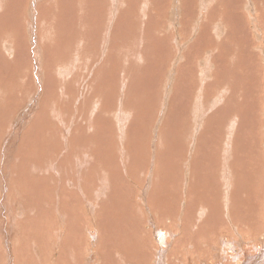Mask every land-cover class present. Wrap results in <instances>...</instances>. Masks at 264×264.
I'll list each match as a JSON object with an SVG mask.
<instances>
[{"label": "rangeland", "instance_id": "rangeland-1", "mask_svg": "<svg viewBox=\"0 0 264 264\" xmlns=\"http://www.w3.org/2000/svg\"><path fill=\"white\" fill-rule=\"evenodd\" d=\"M111 1L38 0L34 5L31 0H0V5L2 3L3 6V14L0 15V36L12 32L19 36L18 39L15 34L13 35L19 43L14 61L0 51V86L7 85L9 88L8 94L0 98V264H69L72 260L74 264H80V261L83 262L82 264H102L101 241L103 238L106 241L111 239V235L107 234L110 225H113L112 229L115 231L120 229L121 236L125 238L127 235L122 224H137L134 229L139 236L143 228L153 231L159 227L160 237L165 238L168 235L165 231L167 228H163L164 225L168 227L180 224L179 228L175 226L173 230L176 238L186 239L187 236L192 235L201 242L206 240L211 243L209 240L213 236L209 231L211 228L217 234L225 230V235L230 237L231 234L236 235L239 232L236 230L237 227L234 228L230 224H248L249 230L243 228L240 232L242 237H250V240L255 238L259 241L264 238V0H210L208 2L211 3L212 8H208L205 3L201 4V0H126L128 3L126 1L121 3L122 0H118L121 3L119 8L114 7ZM24 14L28 16V23L34 21L35 15L38 23L42 22L45 26L43 28L45 33L39 32L36 35L40 36L47 32L50 34L49 37L38 38L42 45L43 58L45 57L38 59L39 64L45 66V70H42V83L39 86L34 75L36 71L33 68L37 63L32 55L34 48L31 47L32 35L29 32L33 30V25L29 24L26 27L25 22L21 23ZM206 17H209L208 25L205 24ZM220 18L223 26H219L214 34L213 26ZM53 31L57 36L59 35L55 40H59L60 51L56 47L57 44L50 41L53 39L51 36ZM96 33H99L101 39L110 38V47L102 53L101 59L108 69L105 73L108 75L112 73V77L117 76L116 82L113 80L110 87L103 84L101 89L100 86L98 88L94 86V89L86 88L80 91L78 83L74 85V81L79 79L74 73L78 65L73 64L74 57L79 53L75 49L79 45L78 51L83 54L86 45L81 43L87 38L93 45L89 46L91 52L85 57L95 55L94 51L100 44L90 37L93 34L95 36ZM210 45H213L211 46L213 52L210 50ZM108 51H110L109 56H107ZM211 52L215 67L214 75L207 79V84L209 87L214 84L212 80H216L217 87L211 88L213 90L210 91V95L214 97L217 94L215 98L222 96L220 100L224 99L225 102L229 92H216L219 89L230 90V99L228 98L227 103L229 107L217 105V108L211 110L208 103L201 102L199 107L203 111L197 118L200 123L197 129L200 134L196 140L197 144L192 139L190 142L194 143L195 149L182 151L181 147L178 148L181 143L180 134L185 139L187 133L197 127L196 121H193L197 108L193 107V109L191 106L193 104L191 98L196 90V79L199 77L197 75L199 67L198 65L194 67V64L197 63L198 58L203 59ZM59 53L68 57V60L58 65L53 64ZM222 56L231 67L237 66V68H231L230 71H225L224 67L218 69L225 63ZM89 59L86 68L89 67L91 71L100 75L99 64L97 65L99 68L94 65L92 67V59ZM115 59L122 62L111 65V60ZM53 67L54 69L68 67L71 70L72 77L69 81H73L70 90L73 97L70 96V100L65 99L69 100L66 101L67 104L64 102H59L60 105L56 104L57 108H60L59 113L63 116V121L68 120L73 123L71 128L64 123L61 124V120L58 121L53 116V102L56 101L53 95L56 91L53 87V90L48 91L52 82L54 84L51 73H48ZM118 69L120 70L116 73ZM23 73H25L24 78H20L19 75ZM43 74H46V79ZM255 77L262 78L258 86L252 82L256 80ZM106 80L99 77L98 82H107ZM251 83L252 85H249ZM122 84H128L125 92H123L125 87H121ZM259 87L261 89H253ZM37 89H42L38 95L35 93ZM248 93L252 98H248ZM258 93L260 98L257 97ZM29 97H37L38 102L31 112H23L25 107L22 99L28 100ZM77 97L78 103L73 105L72 100ZM127 99L128 103L125 102ZM101 100L103 111L106 108L108 110L98 117L93 107ZM200 101H203V96ZM22 107V110H17ZM228 111L236 112L234 116L238 117L235 125L226 129L227 137L226 139L224 137L229 144L228 161L233 169L240 168L241 171L245 169L247 171L250 168L251 174L237 176L233 181L232 191L230 189L226 194L223 191L225 190L223 180L219 176L215 177L217 171L214 165L219 160L218 155L216 159L209 153L208 144H213L216 152L219 145L224 143L221 126L223 121L226 124L227 119L223 118L230 116ZM74 112L76 114L81 112L78 121L72 117ZM119 113L131 115L128 123L124 124L127 138H122L125 139L122 140L123 142L117 139ZM65 114L68 116L65 117ZM23 116L28 124L21 131V136L11 134L14 119ZM4 123L9 124L10 134L2 126ZM98 125V133H102L101 140L91 136L86 142V128H90L89 133H91V130ZM112 130L116 131L114 135ZM65 133H70L69 138H71L67 147L66 144L63 145ZM7 135L10 137L6 138ZM202 136L204 140L199 144ZM186 141L185 139L184 143ZM13 143L16 146L13 149L17 158L12 161L2 151L7 147L12 148ZM121 144L123 149L126 148L125 154L129 158L125 156V159H122L121 155H115V149L119 152L123 150ZM168 144L173 148L169 152L165 149ZM21 145L26 148L17 152L21 150ZM198 145L201 149L196 153ZM89 146H93V149L98 148L102 154L104 153V157L113 156L115 162V166L109 168L113 173L111 172L108 178V189H104L105 192L100 197L91 195V206L73 200L80 198L81 194L86 199V191L75 192L76 190L73 189H81L82 184L85 185L83 180L86 179L88 182V177L95 180L98 174H95L98 168L96 163L101 160L97 161L88 152L86 153V149H91ZM70 150L75 151L74 156L71 157L73 160L71 164L66 159ZM255 151L257 156L253 158L251 154ZM259 152L262 153L260 156ZM37 153H40L39 157L36 156ZM48 154H50L49 158L41 162V158ZM205 157L206 162L202 163L204 169L198 168L196 164ZM118 160L123 165L129 164L128 167L132 169L126 171V176L124 171H117ZM49 162L57 165L54 182L50 181L51 175L47 171ZM253 162H256L257 167ZM39 164L45 167L43 172L39 169ZM138 165L147 169L133 170ZM14 166L29 179L16 174L17 172L12 170ZM192 171L196 172L193 178H191ZM117 173L122 179L116 177ZM198 174L206 177L200 181ZM251 175H255V179ZM183 176H186L187 180ZM212 176L213 178H210ZM128 179H132L133 188L127 185ZM181 179L183 185L181 181L182 188L177 192L178 186H175L173 181ZM103 180L106 181V178L102 179L99 185ZM136 182L144 186L143 189H146V184H150V195L144 199L147 204L140 197H136L135 192H130L140 190L141 187ZM70 183L72 185L69 187ZM34 186L44 194L42 199L32 190ZM18 188H25L23 191H27L28 196L26 197ZM89 189L92 192V186ZM195 189L198 195L196 199L191 200L194 201V208H190L189 199ZM256 190L262 194L259 195ZM169 194L174 196L175 203H178V197L182 195L183 203L178 205L173 203V206L171 202V206L164 207L162 204L168 203ZM225 194L226 197L228 195L227 198L223 197ZM119 196L133 198V201L129 202L127 198ZM93 198L95 201L92 206ZM150 200L152 201L149 202ZM142 203L147 207L139 208V204L142 206ZM149 207L150 212L154 210L159 213L155 224L153 215L147 211ZM180 208H182L181 212ZM106 210L107 214L104 217L102 213ZM122 211L125 213L121 215ZM185 211L195 212L196 219L186 215L185 220ZM198 212L201 214L199 215ZM72 214L75 218H72ZM170 221L173 224H170ZM150 224L153 226L150 227ZM185 224H200L203 230H198V234H194L189 232V227L185 229ZM149 236V249L158 256L155 245L159 235L156 233L155 236L152 233ZM120 238L116 236L114 242L110 241V243L117 245ZM70 244L76 247V252L79 251L78 256L69 257ZM36 245L38 254L34 250ZM178 245V250H184L180 244ZM105 257L112 260L113 254L107 253ZM153 259H155L154 255L150 257V260Z\"/></svg>", "mask_w": 264, "mask_h": 264}, {"label": "bare ground", "instance_id": "bare-ground-1", "mask_svg": "<svg viewBox=\"0 0 264 264\" xmlns=\"http://www.w3.org/2000/svg\"><path fill=\"white\" fill-rule=\"evenodd\" d=\"M87 1V0H86ZM126 0H122L121 3H125ZM210 0H201V4L202 3H205L206 6L208 8H212V6H210V2H208ZM31 2H34V5L37 4L38 0H31ZM112 5L116 8H119L120 4L118 0H112L111 1ZM126 3H128L126 1ZM235 3V2H234ZM197 5V4H196ZM35 8V7H34ZM2 9H3V6H2V3L0 5V15L3 14L2 12ZM33 22L32 23H28V16L26 14L22 15V24H24V22L26 23V27L27 25H33V30L29 31L31 33V47H33V56L34 58H36V63H37V66H35V68H33L36 73L34 74L35 75V79H36V82H37V86L41 85L42 83V70H45V66L41 63L39 60H41V58H43V55H42V48H41V42L40 40L38 41V38L40 36H44V37H49L50 34H41L40 36L36 35L37 33H43L45 29V26L42 25V22H40V24L38 23L37 19L35 18V15H34V18H33ZM45 20V19H44ZM208 20H209V17H206V21L205 24L208 25ZM43 21V20H42ZM221 23H223V21L221 20V18L219 19V22L215 23L214 26H213V30H214V34L218 31V27L219 26H223L221 25ZM205 25V26H206ZM27 29V28H26ZM98 29V28H97ZM54 30V29H53ZM7 31V30H6ZM48 31V30H47ZM92 31V30H90ZM85 32V31H84ZM83 32V33H84ZM99 32V31H98ZM45 33V32H44ZM15 34V35H14ZM86 34V33H85ZM13 35L18 39H19V36L15 33V32H12V33H5L3 36H0V51H2L4 53V55L6 57H8L10 60L14 61L15 60V51L19 45L18 43V39L16 40L15 38H13ZM30 35V34H29ZM82 35V34H81ZM53 39H50V41L54 44H57V48L58 50L60 51L61 49L59 48V45H58V42L59 40H55V38H57V33H55L54 31L52 32V35ZM105 37V36H104ZM107 37V36H106ZM85 38V37H84ZM90 38H93V39H96L97 40V43L100 44L96 47L95 49V55L91 54L92 56H90L89 58L92 59V63H91V66L93 67H98L100 66V68H102L103 70H100V68L98 69L99 72H100V75L94 73L93 71H91L89 69V67L86 68V63H88L87 61L90 60L88 57H85L87 54H89L91 51L89 50V46L91 47L93 44H92V41L88 40L87 38L81 43V44H84L86 45V51L83 52V54L81 53V51H78V47L79 45L77 46V49H75L76 52H79L75 57V61L73 62V64H78L77 65V68H76V72H74L77 76H79L78 80L77 81H74V85H77L78 83V89L80 91L82 90H86V88H93L94 89V86L95 88H98L100 86V89L101 87L103 86V84L107 85V87H110L112 86L113 84V80L114 82H116V77H112V73L111 74H107L105 73L107 69L106 66V63L104 62V60H102V53L104 51H107L110 47V38H106L105 40L104 39H101L100 38V35L99 33H96V35L94 36V34L90 37ZM29 40V39H28ZM30 41V40H29ZM80 41H82V39L80 38ZM56 42V43H55ZM212 44L214 42H211ZM103 44V45H102ZM235 45V44H233ZM105 46V47H103ZM213 47V45H210V47ZM62 47V46H61ZM95 47V46H93ZM210 48V50L213 52V48ZM212 52L209 53L205 58L203 59H200L198 58L197 59V63L194 64V67L195 65H198L199 67V70H197V75L199 76L198 79H196V90L193 92L194 93V96L191 98V100L193 99V104L191 105L192 108H197L196 110V115H195V119L193 121H196L195 123H197V127L195 126L194 127V130L192 131H189L187 133V136L185 137V139L187 140L185 143H184V136L180 134V137H181V143H179V147L180 149H188V150H192V149H195V145L194 143H196V140L197 138L200 136V134L197 132V129H198V125H200V123L197 121V118L198 116L200 115V112L203 111L199 106L202 103H208V106L211 110H214L215 108H217V105H223V106H226L227 108V103L229 102V97H230V90H226V91H223L221 89L217 90L216 93H218V91L221 93V92H229L228 93V96L225 97V102L223 101L224 99L220 100L222 96H219L218 98L215 96L214 97L212 95H210V91L213 90L211 88H215L217 87V81L216 80H212L214 82L213 85H209L208 87V78L212 77L214 75V67H215V62L212 60ZM31 53H32V49H31ZM110 54V51H108L107 53V56H109ZM88 56V55H87ZM224 59H225V63L224 65L220 66L218 69H221V67H224V70L225 71H230V69H236L237 66H233L231 67L226 58L224 56H222ZM45 59V57L43 58ZM68 60V57L66 58V56H64L62 53H59L56 57H55V61L53 62V64H61V62H65ZM86 61V62H85ZM172 61V60H171ZM42 62V61H41ZM111 65H113L114 63H118L120 64L122 61H119V60H114L112 61L111 60ZM99 64V66H97ZM108 64V63H107ZM151 64V63H150ZM152 65V64H151ZM72 66V65H70ZM88 66V65H87ZM90 66V65H89ZM170 66V64H169ZM140 67V66H139ZM143 67V66H142ZM122 68V67H120ZM116 69V68H115ZM128 69V68H127ZM191 69L193 70V67H192V64H191ZM120 69H118L117 71H115L116 73L119 72ZM51 72H48V73H51L52 75V78L51 79H54V84L52 82V85L49 86V90L48 91H51L53 90L52 87L54 88V90L56 91L55 94L53 95L54 96V99L56 101H54V105H53V116H55V118L60 121L61 120V124L64 123L67 127H72L73 126V123L68 121V120H64L63 121V116L59 113L61 112L60 111V108H57V103L58 105H60L59 102H64V103H68L66 101H69L71 98L70 96L73 97V94H71L70 90L72 89V84H73V81H69L70 78L72 76L71 75V70L70 68L66 67V68H59L57 67L56 69H54V67L50 70ZM234 71V70H233ZM104 72V73H103ZM219 72V71H218ZM241 72L243 73V70H241ZM46 73V72H44ZM154 73V72H153ZM236 73V72H235ZM25 73L23 74H20L19 77L21 78H24V75ZM252 74V73H251ZM46 74H43L44 78L46 77L45 76ZM150 76V75H149ZM156 76V75H155ZM218 76V74H217ZM255 76V75H254ZM257 76V75H256ZM66 77V78H64ZM99 77H102L104 79H107L106 81L107 82H103V83H99L98 80H99ZM26 78V76H25ZM156 78V77H155ZM253 78V77H252ZM256 78V77H255ZM258 78V77H257ZM255 81H252L254 85L258 86L259 82L262 80V78L260 79V77ZM46 79V78H45ZM49 79V78H47ZM98 79V80H97ZM121 80V79H120ZM46 81V80H44ZM76 82V84H75ZM125 82V81H124ZM211 83V82H210ZM24 84V83H23ZM46 82H45V86H46ZM231 84V83H230ZM232 85V84H231ZM249 85H252L249 84ZM261 85H262V82H261ZM260 85V86H261ZM44 86V85H43ZM114 86V85H113ZM128 86V84H122L121 87H125V90L123 91L122 88H121V92H125L126 91V87ZM119 87V86H118ZM227 87V86H225ZM114 88V87H113ZM116 89V88H115ZM137 89V88H136ZM161 89V88H160ZM222 89H224V87H222ZM255 90H258V89H261V87L259 88H253ZM5 90V91H4ZM8 90L9 88L6 86H0V98H3L6 94H8ZM42 90V89H37L35 91L36 95L39 94V91ZM239 90V89H238ZM246 90V89H245ZM244 90V92H245ZM264 90V88H263ZM47 91V93H49ZM58 91V93H57ZM111 91V90H110ZM131 91V90H130ZM193 91V90H192ZM247 91V90H246ZM249 91V90H248ZM252 93H255L253 92V90H251ZM262 91V90H261ZM10 92V91H9ZM250 92V91H249ZM260 92V90H259ZM213 93V91H212ZM235 93V92H234ZM50 94V93H49ZM122 94V93H121ZM263 94V93H262ZM241 95V94H240ZM48 96V95H47ZM52 96V95H51ZM126 96V95H125ZM203 96V101H200L201 97ZM213 98H212V97ZM46 97V95H45ZM127 97V96H126ZM252 96L249 95L248 93V98ZM254 97V95H253ZM259 97V93H258V96ZM125 98V97H124ZM229 98V99H228ZM241 98V97H240ZM247 98V99H248ZM255 98V97H254ZM260 98V97H259ZM22 99V98H21ZM64 99V100H63ZM65 99H69V100H65ZM95 99V98H93ZM110 99V98H109ZM114 99V98H113ZM255 99H258V98H255ZM107 100V99H106ZM130 100V99H129ZM237 100V99H236ZM24 105L23 107H25L24 110L23 107L22 108H18L17 110H22L23 112H31L32 109L34 108V106L36 105V103L38 102L37 100V97H29L28 100L25 98V99H22ZM73 101V105H76L78 103V97L75 98ZM108 101V100H107ZM223 101V103H222ZM240 101V100H239ZM242 101V100H241ZM250 101V100H249ZM252 101V100H251ZM250 101V102H251ZM258 101V100H257ZM105 102V101H104ZM126 103H128V99L125 100ZM190 102V101H189ZM254 102V99L253 101ZM93 103V102H92ZM102 100L99 101V103H95L96 105L93 107V110L95 111V113H97L98 117H101L102 116V113L107 111L108 108L104 110L103 108V104H102ZM196 103V105H195ZM233 103V102H232ZM63 104V103H62ZM91 104V103H90ZM108 104V103H107ZM122 104V103H121ZM89 105V104H88ZM148 105V104H147ZM232 105V104H231ZM46 106V105H45ZM112 106V105H111ZM121 106V105H120ZM189 106V107H191ZM241 106V104H240ZM47 107V106H46ZM219 107V106H218ZM229 107V106H228ZM239 107V106H238ZM251 107V106H249ZM117 108V107H116ZM125 108V107H124ZM128 108V107H127ZM193 108V109H194ZM220 108V107H219ZM232 108V107H230ZM234 108V107H233ZM84 109V108H83ZM121 109V108H120ZM126 109V108H125ZM222 109V108H221ZM258 109V108H257ZM48 110V109H46ZM90 110V109H89ZM88 110V111H89ZM92 110V109H91ZM193 111V110H192ZM191 111V112H192ZM195 111V110H194ZM48 112V111H47ZM137 112V110H136ZM139 112V110H138ZM78 114H76L75 112L72 114V117L73 119H75V121H78L79 120V117L81 115V112H77ZM107 113V112H106ZM146 113V112H144ZM228 114H230V116H227L225 118H223L224 120H226V124L224 123L223 121V125L221 126V129H222V132H223V141L224 143L222 145H219V147L217 148L216 152L214 150V146L213 144L212 145H209V153L212 154L214 156V158H216V155H218V158L219 160H217L215 162V169H216V173H217V176L215 174V177H220L223 182H224V187H225V190L224 193L228 194L230 189L232 191V188H233V181L235 179H237L236 177L237 176H240L242 174H251V169L249 168L247 171L246 169L244 171H241L240 168L238 169H233L231 164L229 163L228 161V152H229V144L227 142V140H224V137L226 139L227 137V134H226V129L229 127V126H234L235 123L237 122V115H235V113L233 111H228L227 112ZM239 113V112H238ZM83 114V113H82ZM88 114V113H87ZM94 114V113H93ZM110 114V113H109ZM143 114V113H141ZM156 114V113H155ZM154 114V115H155ZM189 115V112L187 113ZM107 115V114H106ZM136 115V114H135ZM140 115V114H139ZM151 115V114H150ZM191 115V114H190ZM30 116H32V114H30ZM68 115L65 114V117H67ZM90 116V115H89ZM108 116V115H107ZM187 116V115H186ZM252 116V115H251ZM29 117V116H28ZM43 117V115H42ZM41 117V118H42ZM46 117V116H45ZM47 117H49L47 115ZM46 117V119H47ZM109 117V116H108ZM112 117V116H111ZM188 117V116H187ZM194 117V116H193ZM31 118V117H30ZM44 118V117H43ZM89 118V117H87ZM156 118V117H155ZM192 118V117H191ZM190 118V119H191ZM51 119V117L49 118ZM83 119V118H81ZM131 119V115H127V114H122V113H119V115L117 116V123H118V133H119V137L117 138L119 141H122V140H125V139H122V138H125L126 135H127V132L125 130L126 126L124 124L128 123V120ZM139 119V118H138ZM216 119V118H215ZM41 120V119H40ZM84 120V119H83ZM82 120V121H83ZM137 120V119H136ZM53 123V122H52ZM51 123V124H52ZM57 123V122H56ZM87 123V122H86ZM190 123L193 124L192 121H190ZM28 124V122L25 121V116L23 117H18V118H15L14 121H13V130L11 132V134L13 135H16V136H21V131L25 128V126ZM54 124V123H53ZM92 124V123H91ZM134 124V122H133ZM152 124V123H151ZM9 124L7 123H4L2 126L5 128V130L10 134V129H9ZM64 125V126H65ZM156 125V124H155ZM221 125V124H220ZM55 126V125H54ZM57 126V125H56ZM59 126V124H58ZM63 126V127H64ZM90 126V125H89ZM149 127V126H148ZM153 127V126H152ZM154 127H157L158 126H154ZM162 127V126H161ZM66 128V127H65ZM79 128V127H78ZM92 128V127H91ZM98 128H99V125L97 126V128H93L91 130V133H89V130L90 128H86V142L88 141L89 137L91 136H94L96 139H100V136H102V133H98ZM130 128V127H129ZM191 128V127H190ZM36 129V128H35ZM34 129V130H35ZM64 129V128H63ZM69 129V128H68ZM82 129V128H81ZM155 129V128H154ZM153 129V130H154ZM163 129V128H162ZM83 130V129H82ZM187 130V129H186ZM190 130V129H189ZM81 131V130H80ZM163 131V130H162ZM41 132V131H40ZM160 132V131H159ZM79 133V132H78ZM112 133L114 135V133H116V131L112 130ZM162 133V132H161ZM178 133V132H177ZM173 134V133H171ZM69 135L70 133H65V143L63 145L66 144L65 147H67L69 141L71 138H69ZM73 135V134H72ZM179 136V135H178ZM197 136V137H195ZM10 135H7L6 138H9ZM74 137V136H73ZM102 138V137H101ZM106 138V137H105ZM108 138V137H107ZM116 138V136H115ZM127 138V137H126ZM150 138V137H149ZM157 138V137H156ZM104 139V138H103ZM147 139V138H146ZM180 139V138H179ZM193 139V140H192ZM93 140V139H92ZM107 140V139H106ZM148 140V139H147ZM166 140V139H165ZM190 140H192L190 142ZM202 140H204V137L202 136L199 140V144L200 142H203ZM103 141V140H102ZM209 141V140H208ZM105 142V139L104 141ZM123 142V141H122ZM121 142V143H122ZM157 142V141H156ZM173 142V141H172ZM178 142V141H177ZM16 143V142H15ZM15 143H13V147L10 148V147H7L5 148L2 152L4 155H7L9 156L10 159L15 160L17 158L16 156V151L14 150L16 148L15 146ZM74 143V142H73ZM126 143V142H125ZM129 143V142H128ZM127 143V144H128ZM158 143V142H157ZM93 143H89V145ZM197 144V143H196ZM221 144V142H220ZM258 144L260 145V143L258 142ZM154 145V144H153ZM158 145V144H157ZM19 146V145H17ZM83 147V146H82ZM91 147V149L87 150L86 149V153L88 152L93 158H96L97 161L99 160H103V163L100 162H97L96 165H98V168L95 172V170H92L93 172L98 173L97 174V177L96 179H92L90 177H88V182H86V179L83 180V182L85 183V185L82 184V188L81 189H73V190H76L75 192H82V190L86 191V199H84L83 195L81 194L80 195V198H77V199H73L75 201H81V202H85V205L87 203L88 206H91V195L95 196V197H100L106 189H108V178L110 177V174L112 172L109 171V168L112 167V166H115V162H114V159H113V156H105L104 157V153L102 154V151H100L98 148H95L93 149L92 147L93 146H89V148ZM162 147V146H161ZM250 147V146H249ZM261 147V146H260ZM14 148V149H13ZM26 148V146L24 145H21L20 146V149L19 151L17 152H21L22 150H24ZM63 148V147H62ZM86 148H87V144H86ZM59 149V147H58ZM123 149V146L121 144V150ZM169 151L173 150V148L168 144V146L165 148ZM200 149L201 147L198 145V149L196 151V153H199L200 152ZM243 149V148H242ZM51 150V149H50ZM48 150V151H50ZM124 150V152H123ZM122 151L119 152V150L117 151V149L114 150V153L115 155H121V158L122 159H125V156L127 158H129V156L127 154H125V150L126 148L124 147ZM240 151V149H238ZM249 150V149H248ZM208 151H206V154H208ZM247 151V150H246ZM261 151V149H260ZM107 152V151H106ZM167 152V153H168ZM42 153V152H41ZM74 153L75 151H71L68 152L67 156H66V159L68 160V162L71 164L73 162L72 160V156H74ZM127 153V151H126ZM178 153H179V150H178ZM248 153V151L246 152ZM10 154V155H9ZM51 154V153H50ZM50 154H48L46 157H43L41 158V162L45 161L46 159L49 158ZM262 153L259 152V156L261 155ZM40 153H37L36 156L39 157ZM76 155V154H75ZM142 155V153L140 154ZM252 157L255 158L257 156V152H252ZM43 156H44V153H43ZM124 156V157H123ZM249 156V155H247ZM26 157V156H25ZM46 158V159H45ZM74 159V158H73ZM78 159V158H77ZM153 159V158H152ZM217 159V158H216ZM31 160H32V156H31ZM27 161V160H26ZM77 161V160H76ZM76 161H74V165L76 166ZM78 162V161H77ZM118 167H117V171L118 172H122L124 171V175L126 176V171H132V169H130L128 167L129 164H125L123 165L122 163H120V161L118 160ZM203 162H206V157L202 159V161H199L198 164H196L198 166V168H201V169H204L203 166H202V163ZM188 163V162H187ZM254 165L256 164V162H253ZM137 164V163H136ZM119 165L121 167H119ZM259 165V164H258ZM147 166V165H145ZM195 166V165H194ZM193 166V167H194ZM257 167V165H255ZM39 169L41 170V172H43L45 170V167H43L41 164H39ZM192 167V168H193ZM240 167V166H239ZM143 169V171H145L147 168L144 169V167L138 165V166H135L133 168V170H137V169ZM94 169V167H93ZM112 169V168H110ZM12 170L16 171L17 173L16 174H20L19 176H24L26 178H28L25 174H23L22 172H19L20 169H18L16 166L12 167ZM206 170V169H205ZM254 170V169H253ZM47 171L48 173H50L51 175V179L50 181L52 180V182L55 181L56 179V175L54 173H57V165L54 163V162H49L48 165H47ZM103 171V172H102ZM256 171V170H255ZM260 171V170H259ZM243 172V173H242ZM113 173V172H112ZM196 172L195 171H192L191 173V178L195 177V174ZM41 174V173H40ZM187 174V173H186ZM43 175V174H42ZM199 175V174H198ZM262 175V174H261ZM189 176V175H188ZM252 178H254L253 175H251ZM116 177L119 178L121 177L120 174H116ZM185 177V179L187 180L186 176H183ZM206 177V176H205ZM205 177H201L199 175V178H200V181L202 180V178H205ZM106 178V181L103 180L100 185H99V182ZM210 178H213L210 177ZM234 178V179H233ZM257 178V177H256ZM29 179V178H28ZM122 179V177H121ZM184 179V181H186ZM255 179V178H254ZM258 179V178H257ZM92 180L94 181V183H92ZM181 181H182V185H183V179H181L180 181H173V184L176 186H178V188L176 189H179L177 190V192H180V188H182L181 186ZM220 181V180H219ZM264 181V180H263ZM188 182V181H187ZM221 182V181H220ZM107 185H106V184ZM139 182H136V184L138 185ZM223 184V183H222ZM72 184L70 183L69 184V187L71 186ZM96 185V186H95ZM127 185L131 188H133L132 186V179H128L127 180ZM140 185V183H139ZM92 186V192L91 190L89 189L90 187ZM221 186V185H220ZM255 186H257V184H255ZM140 190L137 192L135 190H131L130 192H135V196L136 197H140V199L145 203V198L146 197H149L150 195V184H146V189H143L144 186L140 185ZM143 187V188H142ZM186 187V186H185ZM232 187V188H231ZM184 188V186H183ZM191 188V187H190ZM189 188V189H190ZM222 188V187H221ZM23 189L25 188H18V190H21L25 196L27 197L28 194H27V191H23ZM27 189V188H26ZM105 189V190H104ZM165 189V188H164ZM32 190L36 193V195H39V197L42 199L44 197V194L41 192V190H39L38 187H33ZM43 190V189H42ZM185 190V189H184ZM44 191V190H43ZM166 191V190H165ZM257 191V190H256ZM45 192V191H44ZM212 192V191H211ZM218 193V192H217ZM220 193V192H219ZM231 193V192H230ZM257 193L259 195L262 194V192H258ZM174 194V193H173ZM183 194V193H182ZM204 194V193H203ZM226 194L223 196V197H226ZM168 195V194H167ZM198 195V191H196V189L194 190V193L192 194V197L189 199L190 200V205L189 207L190 208H194V201H191V200H194L196 199ZM221 195V194H220ZM219 195V196H220ZM119 197H125L127 198L126 196H119ZM173 197L171 194H169V198H168V203H164L162 204L164 207L166 206H169L173 201ZM228 197V195H227ZM226 197V198H227ZM230 197V196H229ZM215 198V197H214ZM213 198V199H214ZM225 198V200H226ZM128 201H133V198H127ZM200 199V198H199ZM72 200V201H73ZM140 200V201H141ZM183 197L182 195H180L178 197V204H181L183 203ZM215 200V199H214ZM229 200V199H227ZM71 201V202H72ZM94 201L95 199L93 198V202H92V206L94 205ZM141 201V202H142ZM152 200H150L149 202H151ZM203 201V200H202ZM210 201V200H209ZM175 203V204H176ZM229 203V202H228ZM166 204V205H165ZM227 205V204H226ZM225 205V206H226ZM171 206V205H170ZM174 206V204H173ZM224 206V208H225ZM140 207H147L146 205H144L142 203V206L139 204V208ZM241 208V206H239ZM181 209L180 208V212H181ZM197 209V208H196ZM108 210V209H107ZM107 210L102 213V215L104 217H106V214H107ZM142 210V209H141ZM140 211V210H139ZM149 213H151L154 217L153 221H154V224H155V220L157 219L158 220V216H159V213L157 211H152L150 212V207L148 208L147 210ZM178 212V211H177ZM125 211H122L120 212V214H124ZM148 213V214H149ZM226 213L229 214V211L226 210ZM143 214V213H142ZM198 214L200 215L201 213L198 212ZM186 215H190L191 218L193 219H196L195 215L196 213L195 212H189V211H185V220L187 218ZM123 217V216H121ZM229 217L231 218V215H229ZM72 218H75L74 215L72 214ZM171 218V217H170ZM149 221V220H148ZM244 221V219H243ZM170 224H173V222L170 221ZM102 225V224H100ZM137 224H122V227L123 229L125 230L126 232V235H127V238L125 237H122L121 236V230L118 229L117 231L113 230L112 227L113 225H110L108 227V233L109 235H111V239L109 241H106L105 238L102 239L101 241V247H100V252L102 253L103 257H101L102 259V264H264V238H262L261 241L259 240H256L255 238H252L250 240V237L248 238H245L244 236L242 237L240 235V232L243 230V228L245 230H249L247 229V226L248 224H230L231 226H233L234 228H236L237 231V234L236 235H233L231 234L230 237L226 236L224 231L225 230H221V232L219 234L215 233L213 231V229L211 228V230H209L213 236L210 240L211 243L207 242L206 240H203L202 242L200 241V239L192 236V235H189L187 236L188 238H176V235L173 234V230H174V227H178L179 228V225L180 224H177L175 226L173 225H169L167 227V225H162L163 228H167L165 229V231L167 232V236H165V238H162L160 237V232H159V227L158 229H154L153 231H148V229L146 228H143L142 226H139V227H142L143 229L141 230L142 233H141V236L138 235V233L135 231V227H136ZM152 227L153 225L150 224ZM144 226V225H143ZM147 226V225H146ZM145 226V227H146ZM138 227V228H139ZM189 227V232H192L194 234H198V230H203V226L200 225V224H185V229ZM119 228H120V224H119ZM137 229V228H136ZM161 229V228H160ZM184 229V230H185ZM86 230H88V228L86 227ZM158 230V231H157ZM207 230V228H206ZM2 231V230H1ZM78 232V231H77ZM227 232V231H226ZM154 233L155 236H156V233H158L159 237H158V240L156 238V245H155V250L158 254V256L154 253V252H151L149 247H150V236L149 234H152ZM162 233V232H161ZM124 234V232H123ZM75 236V235H73ZM118 236L119 239V242L118 244H112L110 243V241L114 242V237ZM72 237V236H71ZM92 238H95L94 236H91ZM167 237V238H166ZM264 237V236H263ZM208 238V237H206ZM75 241V240H74ZM72 242V241H71ZM80 242V241H79ZM51 243V242H50ZM77 243V242H76ZM42 244V242H41ZM78 244V243H77ZM180 244V246H182V249L178 250L179 247H177V245ZM51 246V245H50ZM55 246V245H53ZM80 246V245H79ZM179 246V245H178ZM34 247V246H33ZM82 247V246H81ZM181 248V247H180ZM34 250L36 251V254L39 253L38 251V248H37V245L36 247L34 248ZM48 250V249H47ZM68 251H69V257L71 258L73 255V257H76L78 256V252H76V247L73 245V244H70L68 246ZM107 253H111L113 254V259L112 260H109L107 259V257H105V254ZM201 253V254H200ZM203 254V255H202ZM154 255L155 259L153 260H150V257L152 258ZM213 255V256H211ZM80 256V255H79ZM207 256H211L210 258H206ZM205 257V258H204ZM191 261H190V260ZM213 259H215V261H213ZM69 260V259H68ZM73 261V260H72ZM72 261H70L69 264H74ZM85 261H86V258H85ZM187 261V262H186ZM83 262L80 261V264H82Z\"/></svg>", "mask_w": 264, "mask_h": 264}]
</instances>
